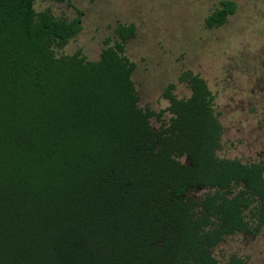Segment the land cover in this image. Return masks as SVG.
<instances>
[{
	"label": "trees",
	"instance_id": "1",
	"mask_svg": "<svg viewBox=\"0 0 264 264\" xmlns=\"http://www.w3.org/2000/svg\"><path fill=\"white\" fill-rule=\"evenodd\" d=\"M234 11L220 0L205 24ZM80 30L34 0H0V264H221L216 246L264 226V162L218 156L198 74L179 76L188 96L166 86L165 109L139 106L134 23L116 24L96 59L58 55Z\"/></svg>",
	"mask_w": 264,
	"mask_h": 264
},
{
	"label": "rangeland",
	"instance_id": "2",
	"mask_svg": "<svg viewBox=\"0 0 264 264\" xmlns=\"http://www.w3.org/2000/svg\"><path fill=\"white\" fill-rule=\"evenodd\" d=\"M219 1L34 0V8L49 9L58 18H80V32L56 49L58 55L80 49L96 59L116 24L134 23L136 33L125 54L135 62L139 106L165 109L166 86L175 83V95L188 96V85L179 76L198 74L215 96L223 128L218 156L264 162V0H230L233 14L221 26L208 28L205 18ZM169 116L165 112L163 119ZM151 124L160 125L155 118ZM214 255L221 264L233 256L245 264H264V226L257 233L227 237Z\"/></svg>",
	"mask_w": 264,
	"mask_h": 264
}]
</instances>
